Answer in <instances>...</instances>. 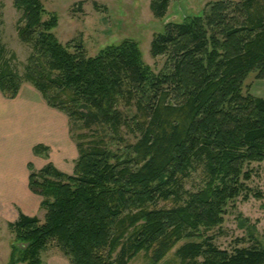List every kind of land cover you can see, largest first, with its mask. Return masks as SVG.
Masks as SVG:
<instances>
[{
	"label": "trees",
	"instance_id": "obj_1",
	"mask_svg": "<svg viewBox=\"0 0 264 264\" xmlns=\"http://www.w3.org/2000/svg\"><path fill=\"white\" fill-rule=\"evenodd\" d=\"M171 1L151 0L153 14L164 17ZM14 6L18 37L32 52L22 78L0 39L2 94L14 99L28 81L79 132L71 174L29 165V188L46 214L9 223L24 244H12L11 264H43L52 244L70 264H130L141 252L163 264L184 239L178 264H264V248L230 253L206 235L223 224L230 201L250 198V165L264 160V98L249 89L264 79V0H218L202 16L168 21L151 43L153 56L168 58L160 74L132 40L88 56L58 40L57 18L43 19L41 0ZM122 105L136 112L127 117ZM124 126L140 133L136 142L125 143ZM107 135L125 148L113 149ZM198 167L204 184L183 199L181 180ZM160 200L173 205L157 207Z\"/></svg>",
	"mask_w": 264,
	"mask_h": 264
},
{
	"label": "rangeland",
	"instance_id": "obj_2",
	"mask_svg": "<svg viewBox=\"0 0 264 264\" xmlns=\"http://www.w3.org/2000/svg\"><path fill=\"white\" fill-rule=\"evenodd\" d=\"M45 8L44 20L56 16L57 25L52 32L62 44L69 45L71 50L81 45L88 56H96L101 50L110 45H118L125 40L137 43L143 62L155 74L163 73L167 68V55L153 56L151 43L156 34L165 32L168 21H181L193 16H202L209 8V3L218 0H173L169 4L164 17L157 18L150 7L151 0H41ZM22 11L14 6V0H0V39L5 49V58L9 59L12 67L22 78L25 75L27 59L32 52L30 44L22 42L17 34V22ZM121 109L132 117L136 112L135 106L122 105ZM73 124H75L73 122ZM70 123L69 128L75 127ZM81 131H87L83 129ZM79 130H73L71 136L77 143L76 135ZM125 143L136 142L140 137L138 131L131 132L125 126L121 130ZM110 135L106 136L109 142ZM110 143L113 149L125 148V143ZM9 152H11L9 150ZM15 151H13L14 153ZM13 153L9 161L13 159ZM26 153V152H25ZM24 153H22V157ZM71 164L69 169L71 170ZM252 179L247 182L251 189L248 200L239 196L228 203L224 222L206 233L212 242L220 249L232 253L239 248H264V160L253 162ZM68 171V168H64ZM72 173V172H71ZM70 172L67 174H71ZM205 174L202 167L192 170L183 178L180 192L183 199L189 192L197 191L204 184ZM260 192V198L253 193ZM173 202L160 200L158 206H171ZM46 210L39 213V219L44 221ZM187 239L182 240L165 257L163 264H178L176 249ZM23 249L24 244L16 239L14 231L7 221L0 219V264H11L12 244ZM19 257L17 253L15 258ZM43 264H56L66 257L56 244L47 246L41 251ZM17 264H23L18 262ZM130 264H149L148 256L141 252Z\"/></svg>",
	"mask_w": 264,
	"mask_h": 264
},
{
	"label": "crops",
	"instance_id": "obj_3",
	"mask_svg": "<svg viewBox=\"0 0 264 264\" xmlns=\"http://www.w3.org/2000/svg\"><path fill=\"white\" fill-rule=\"evenodd\" d=\"M249 89L255 97L264 98V79L252 81ZM37 145L45 149L35 153ZM77 158L67 115L51 107L33 84L23 81L14 99L0 90V219L14 223L20 215L39 217L43 210V198L29 188L30 164L38 171L50 162L71 173ZM56 264L70 263L61 259Z\"/></svg>",
	"mask_w": 264,
	"mask_h": 264
}]
</instances>
